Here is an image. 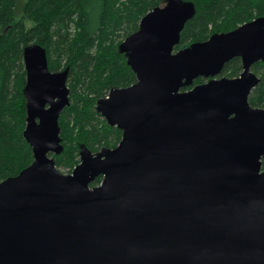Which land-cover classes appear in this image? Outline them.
<instances>
[{
    "label": "water",
    "instance_id": "water-1",
    "mask_svg": "<svg viewBox=\"0 0 264 264\" xmlns=\"http://www.w3.org/2000/svg\"><path fill=\"white\" fill-rule=\"evenodd\" d=\"M193 15L191 2L167 0L124 39L136 83L96 107L121 140L82 147L70 174L51 157L66 74L48 70L40 47L24 49L33 161L0 182V264H264V108L248 102L264 17L175 51ZM234 58L240 76L218 78Z\"/></svg>",
    "mask_w": 264,
    "mask_h": 264
},
{
    "label": "trees",
    "instance_id": "trees-1",
    "mask_svg": "<svg viewBox=\"0 0 264 264\" xmlns=\"http://www.w3.org/2000/svg\"><path fill=\"white\" fill-rule=\"evenodd\" d=\"M167 0H0V182L14 177L33 161L23 138L26 119L24 87L27 72L24 49L44 50L50 72H64L69 105L59 116L62 151L51 155L55 167L70 174L79 163L82 147L95 154L114 149L122 133L107 125L96 107L114 89L136 83L120 46L135 33L141 19ZM194 6L174 49L204 42L264 17V0H182ZM259 83L248 102L264 108V62L251 67ZM242 73L239 58L230 60L220 76L235 79ZM208 80L199 77L192 86ZM94 179L90 187L100 184Z\"/></svg>",
    "mask_w": 264,
    "mask_h": 264
},
{
    "label": "rangeland",
    "instance_id": "rangeland-1",
    "mask_svg": "<svg viewBox=\"0 0 264 264\" xmlns=\"http://www.w3.org/2000/svg\"><path fill=\"white\" fill-rule=\"evenodd\" d=\"M61 173H64V174H66V172H65V170H59Z\"/></svg>",
    "mask_w": 264,
    "mask_h": 264
}]
</instances>
